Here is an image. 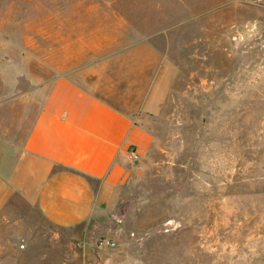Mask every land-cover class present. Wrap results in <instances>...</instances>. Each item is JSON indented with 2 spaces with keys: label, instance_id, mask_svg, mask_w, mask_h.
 Listing matches in <instances>:
<instances>
[{
  "label": "rangeland",
  "instance_id": "rangeland-1",
  "mask_svg": "<svg viewBox=\"0 0 264 264\" xmlns=\"http://www.w3.org/2000/svg\"><path fill=\"white\" fill-rule=\"evenodd\" d=\"M90 64L153 141L91 223L11 200L0 261L264 264V0H0V162Z\"/></svg>",
  "mask_w": 264,
  "mask_h": 264
},
{
  "label": "crops",
  "instance_id": "crops-1",
  "mask_svg": "<svg viewBox=\"0 0 264 264\" xmlns=\"http://www.w3.org/2000/svg\"><path fill=\"white\" fill-rule=\"evenodd\" d=\"M82 67L54 79L22 141L0 162V221L8 220L6 207L18 198L56 227L93 222L131 174L129 149L142 154L151 145L143 112L125 111L105 97V66ZM21 262L8 256L0 264Z\"/></svg>",
  "mask_w": 264,
  "mask_h": 264
},
{
  "label": "built area",
  "instance_id": "built-area-1",
  "mask_svg": "<svg viewBox=\"0 0 264 264\" xmlns=\"http://www.w3.org/2000/svg\"><path fill=\"white\" fill-rule=\"evenodd\" d=\"M128 158L131 161H137L140 158V152L136 148H131L128 151ZM109 242V241H107Z\"/></svg>",
  "mask_w": 264,
  "mask_h": 264
}]
</instances>
